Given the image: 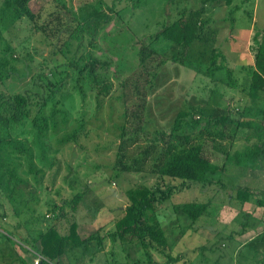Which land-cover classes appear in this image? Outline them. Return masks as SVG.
I'll return each mask as SVG.
<instances>
[{"label":"rangeland","instance_id":"rangeland-1","mask_svg":"<svg viewBox=\"0 0 264 264\" xmlns=\"http://www.w3.org/2000/svg\"><path fill=\"white\" fill-rule=\"evenodd\" d=\"M183 6L196 10L203 3L202 0H188ZM203 7L207 9L201 16L202 21L207 22L204 32L215 30V40L206 47L194 44L188 57L207 64L210 51L219 49L226 57L227 66L240 73V67L253 63V35L264 30V0H233L230 6L223 2H208ZM178 10L176 5L168 6L166 0H0V93L12 96L18 92H34L39 81L55 83V88H60L54 101H58L55 102L57 109L68 112V126L74 127L81 120L84 123L77 141L63 148H56L52 141L44 139L52 149L49 151L42 150L45 143L37 142L36 134L29 130L30 125L9 130L4 127L5 121H0V212L5 213L1 218L4 229H0V234L6 230L23 244L20 238L27 237L24 220L41 215L40 219L44 220L39 221L41 226L33 227L45 229L52 221L48 210L53 207V201L62 203L78 190H85L87 193L76 212H69L68 206L63 204L68 213L61 224L62 232L66 233L68 225L74 221L90 227H81L82 231L89 233L100 227L101 235H104L112 227L117 209L125 208L129 203L126 190L156 183L155 176L149 172L156 157L153 154L146 159L142 156L145 159L143 173L117 172L115 163L118 145L122 142L121 128L125 138L130 139L124 147L126 163L150 144L157 132H168L177 113L182 111L191 113L190 118L185 119L187 122L197 117L202 119L192 134L200 135L206 154H211L216 164L223 165L228 155L235 157V153L243 154L254 147L257 141H247L245 136H234L232 142L231 138L222 140L216 132L223 126L208 125L206 121L227 111L232 117L242 112L244 117L248 116L246 118H261L264 92L252 99L239 91L213 84L202 73L196 74L181 65L179 46L162 38L152 39L164 24L177 18ZM29 16L33 17L32 21ZM42 25L46 26L47 34L38 31ZM80 27L86 31V38L95 31L93 36L98 48L94 55L108 63L106 72L112 90L100 107L88 86L76 80L72 68L64 66L68 59L74 58L77 48L76 41L68 45L66 42ZM120 29L132 33L130 42L124 34L118 33ZM141 45L147 46L144 55H149L144 58V65L135 53ZM120 52L124 55L117 54ZM65 74L68 78L61 80ZM50 109L51 106L40 115H49ZM22 129L29 132L25 141L20 135ZM60 130L64 131L61 127ZM189 132L190 128L185 127L183 133ZM213 147L221 152L214 156ZM50 162L53 163L51 169ZM236 162L235 157L233 163ZM257 164L259 168L229 164L222 175L215 178L222 184L214 183L210 187L192 184L158 205V222L168 241L165 254L177 259L171 264H239L238 256L243 258L241 264H249L244 247L251 235L245 232L239 236V224L247 219L249 227V221L258 220V217L262 218L260 225L264 223L263 208L256 204L258 199H264V195L259 193L249 197L240 209L245 216L237 214L233 205L237 202L232 200L230 203L229 196L234 198L236 195L231 188L242 185L253 193L262 191L264 162ZM224 187L228 190L222 191ZM186 202L207 203L208 213L191 223L180 209ZM26 207L30 210L24 212ZM116 245L111 246L107 240L106 248L101 252L103 256L83 248H74L70 252V248L69 258L73 264H99L96 259L130 262L129 255L131 262L147 264L141 247ZM263 255L257 257L264 258ZM17 256L28 263L35 264L37 260L33 254L22 252L0 236V264L12 263ZM153 259L152 264L167 262L155 250ZM17 260L13 264H21Z\"/></svg>","mask_w":264,"mask_h":264},{"label":"trees","instance_id":"trees-1","mask_svg":"<svg viewBox=\"0 0 264 264\" xmlns=\"http://www.w3.org/2000/svg\"><path fill=\"white\" fill-rule=\"evenodd\" d=\"M21 1L25 2L26 0ZM187 1L166 0L168 6L172 7L176 5L178 7L177 18L164 24L152 39L156 41L162 38L179 46L181 49V53H179V62L181 65L193 70L196 74L202 73L211 83L223 85L233 91H239L252 99L258 97L260 92H264V30L253 35V63L240 67V73L237 70L230 69L227 66L224 54L215 48L210 51L207 64L195 62L194 59L191 60L188 57L192 46L200 43L206 47L211 44V41L213 42L215 40V30L208 29L209 31L204 32V26L207 23L201 19L202 14L207 10L203 7L204 4L208 2H223L226 6H230L233 0H202L203 6L196 10H190L188 7H184L183 5ZM229 14L231 18V12ZM29 19L32 21L33 17L29 16ZM230 21L231 24L234 22L233 19ZM40 27L38 31L47 34L46 26L42 25ZM97 29L95 28V30ZM230 30H232V25ZM94 33L95 31L90 33L89 37L86 38V31L80 27L75 33L72 32L70 34L66 45L72 41H76L77 48L74 58L68 59L69 62L65 63L64 66L66 68H72L76 80L83 81L88 86L94 93L96 105L100 107L103 100L110 95L112 83L107 78L106 71L108 70V63L106 61H100L94 55L98 48L93 36ZM118 33L121 36L124 34L126 40L129 42L133 36L132 33L129 34L127 29H120ZM66 45L65 47L67 48ZM146 48L147 46L141 45L135 52L136 58L138 57L142 65H144V58L149 56L144 55ZM111 51L115 52L113 49ZM117 54L124 55L121 52ZM121 59L123 60L124 58ZM116 68V75L118 76L119 68L117 64ZM62 72L65 73L64 71ZM62 72L60 71V73ZM65 78H68L67 74L61 80H65ZM63 83L64 81H62V85ZM36 84L34 86V92H18L12 96H4V94L0 93L1 123L5 121L6 124L4 127L7 126L9 130L24 127L25 124L30 125L29 130L31 129L36 134L39 144L45 143L43 141L44 139L50 142L52 141L56 148H63L68 144L75 143L78 135H80L84 128V123L81 120L77 121L74 127L68 126L70 124L68 112L57 109L56 106L58 103L55 102L58 101H54V96L60 87L58 89L55 88L57 85L51 82L44 84L39 81ZM49 106H51L49 115H40ZM3 113H7V115ZM124 116L126 117V114ZM190 116L191 113L189 112H178L169 131L157 132L152 141H150V144H147L129 163H126L123 158L125 156L124 147L130 139H126L124 129H120L121 133L119 137L122 139V142L119 143L117 149L115 163L117 172L120 174H141L145 171V159L153 154L156 157L154 156V163L149 172L152 176H155L156 183L152 186L142 185L126 190L125 196L129 203L125 208L117 209L116 212L118 215L114 216L112 227L104 235H101L102 228L100 227L93 231L91 230L89 233L84 230L82 231L81 227H90L79 225L74 221L68 225L67 231H65L66 233L62 232L63 226L61 224L68 213L66 208L63 207V204L68 206L69 212L74 213L87 193L85 190H78L67 201L65 200L62 203L59 201L52 202L53 207L48 210L52 214V221L47 224L48 226L45 229L33 227L36 224L40 225L39 221L42 222L43 220V218L40 219L41 215L36 217L30 216L29 219L24 220L23 227L27 233V237L19 236L23 244L14 239L11 233L6 230L0 236L6 242L19 247L22 252L31 253L34 257L40 256L42 259L39 264H73L69 258L70 248H72L70 252L74 248H83L92 254L94 251L103 253L107 240L111 246H117L116 244H118L122 247L124 245L132 246L134 244L139 248L141 247L145 253V261L147 264L154 262V250L157 251L158 255L167 259L165 264L177 262V259L165 254L168 241L164 230L158 222V205L167 202L175 193H180L182 189H188L192 184L204 187H210L214 183L222 184L221 181L215 178L220 177L229 164L232 167L242 166V168H246L252 165L253 167L258 166V162H264V114L261 118H246L248 116L244 117L241 112L236 117H232L231 112L227 111L222 116H218L213 120L207 118L206 123L208 125L216 123V125L223 126L222 130L216 132V135L222 140L231 138L230 140L232 142L234 136L238 138L245 136L247 141L252 139L257 141L254 143L253 148L243 154L235 153V157L237 158L235 164L233 163L235 157L228 155L222 163L223 165L216 164L211 158L212 155L206 154L205 146L200 139V135L196 136V134H192L194 128L201 124L200 121L202 119L197 117L198 119H190V122H187L185 119H189ZM60 127L64 131H61ZM67 127L70 128L69 131H67ZM185 127L190 128L189 133H183ZM20 131V135L24 137L23 140L25 141V135L29 132L25 129ZM24 141H22L21 145ZM215 144L213 143V145ZM43 146L44 148L42 150L48 149L52 151L46 143ZM219 151V148L213 147L214 156ZM52 166L53 163L50 162L49 169ZM176 181L179 184H174ZM224 190H228V188L224 187L222 191ZM230 191L236 195H234V198L230 195L229 202L233 203L232 200L237 202L233 205L236 207L237 214H242L240 211L241 206L250 200L249 197H253V192L249 187L244 185L237 189L231 188ZM13 200L15 201L12 198ZM256 204L264 209V199H258ZM180 209L191 223H195L199 218L208 213L209 206L207 203L186 202L181 205ZM29 210L30 208L28 207L23 209L24 212ZM14 215L17 216V213L14 212ZM242 215L245 216L244 214ZM4 217L5 213L0 212V229H4L1 221V218ZM58 218H61V221H58ZM239 225L241 227L240 233H238L239 236L248 232L247 219L245 222L241 221ZM102 253L100 256H103ZM127 258L130 262H110L107 259H104L103 262L96 259V262L98 261L99 264H104V262L105 264H139L138 261L131 262L129 255H127ZM16 259L21 264H34L28 263L23 257L17 256ZM16 259L12 263L6 264L15 263Z\"/></svg>","mask_w":264,"mask_h":264},{"label":"crops","instance_id":"crops-1","mask_svg":"<svg viewBox=\"0 0 264 264\" xmlns=\"http://www.w3.org/2000/svg\"><path fill=\"white\" fill-rule=\"evenodd\" d=\"M256 167L259 168V165ZM260 170H261V168H260ZM262 171H264V167H263ZM261 177H263V176H261ZM260 190H262V191H259L257 193L254 192L252 194V196L256 197L255 195H258L259 193H261V195H264V188H261ZM251 191L253 192V190H251ZM262 212L264 214V209H262ZM250 218H252V216L249 217V219ZM261 219L262 218L258 217V220L254 219L255 221H249L248 233H250L251 236L248 238V240L245 244V247H244V248H247L246 249V258L248 259L247 262L249 264H264V258L257 257V255H259V254H264V223L262 225H260ZM239 241L242 242L241 240H239ZM240 245H241V243L237 244V247L235 249L236 251L240 247ZM236 251H234V253ZM243 252H245V251H243ZM238 257H240L239 258V264H241L243 258H242V256H238ZM262 257H264V255Z\"/></svg>","mask_w":264,"mask_h":264},{"label":"built area","instance_id":"built-area-1","mask_svg":"<svg viewBox=\"0 0 264 264\" xmlns=\"http://www.w3.org/2000/svg\"><path fill=\"white\" fill-rule=\"evenodd\" d=\"M41 259L42 258L40 256H37V260L35 261V264H39Z\"/></svg>","mask_w":264,"mask_h":264}]
</instances>
